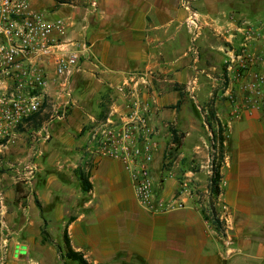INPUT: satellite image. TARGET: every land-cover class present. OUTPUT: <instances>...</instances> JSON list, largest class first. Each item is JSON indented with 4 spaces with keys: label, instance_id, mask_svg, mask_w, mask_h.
<instances>
[{
    "label": "crops",
    "instance_id": "obj_1",
    "mask_svg": "<svg viewBox=\"0 0 264 264\" xmlns=\"http://www.w3.org/2000/svg\"><path fill=\"white\" fill-rule=\"evenodd\" d=\"M249 1L254 0H94V5L88 0L68 6L51 2L49 18L65 19V47L81 51L80 64L69 78L64 118L52 117V108L46 106L22 125L33 133L34 154L56 157L57 174L27 182L36 188L34 203H40L45 233L15 243L13 250L0 249L7 264H77L61 255L64 233L87 264H264V100L254 104L224 64L228 51H245L263 60L248 71L264 74V24L250 19L259 10ZM191 12L203 25L197 31L189 24ZM229 22L245 30L231 42L211 30L212 23ZM195 32L197 59L188 52ZM46 68L49 94L56 98L51 58ZM138 74L148 81L150 119L157 128L155 182L165 163V147L172 144V130L180 141L178 147L173 143V173L161 171L164 176L156 182L165 197L177 193L185 177L196 190L208 192L211 156L206 140L212 129L199 111L210 109L220 122L224 156L215 200L221 208L215 214L202 208L196 191L181 208L151 213L137 202L123 165L95 155L93 131L111 113L124 111L115 87ZM229 90L237 96L234 104L223 98ZM210 126L216 130L214 121ZM17 135L19 142L23 134ZM48 139L52 145L44 144ZM16 151H22L20 145ZM82 180L89 184L87 191ZM20 245L26 247L21 259L15 258Z\"/></svg>",
    "mask_w": 264,
    "mask_h": 264
},
{
    "label": "built area",
    "instance_id": "obj_2",
    "mask_svg": "<svg viewBox=\"0 0 264 264\" xmlns=\"http://www.w3.org/2000/svg\"><path fill=\"white\" fill-rule=\"evenodd\" d=\"M189 24L195 31L203 26L195 12H191ZM67 26L63 18H49L48 10L38 9L35 0H0V146L15 139L16 130L46 106L52 108V117L64 118L69 104L65 97L69 98L71 93L69 78L79 69L81 57L80 50L65 47ZM211 30L227 42H231L235 34L245 31L230 22L226 25L212 23ZM195 40L196 32L188 52L197 59ZM84 49L85 45H82L81 50ZM226 54V70L233 72V78L243 83L242 88L248 92L251 101L256 104L259 99L264 100V75L257 70L248 71L258 65L260 58L245 51H228ZM49 58L56 75L53 81L59 89L56 98L48 89L50 78L46 62ZM147 84L146 76L138 74L116 86L123 99L124 111L111 113L93 131L92 139L97 157L114 159L123 165L139 205L151 213H163L183 207L196 188L192 180L185 177L179 182L177 193L167 198L154 180L152 163L158 143L146 98ZM190 92H193L192 88ZM224 97L229 104L237 102L233 90L227 91ZM205 115L207 113H204V122ZM174 148L173 143L166 146L164 164L169 163V153ZM5 263L6 256L2 253L0 264Z\"/></svg>",
    "mask_w": 264,
    "mask_h": 264
},
{
    "label": "rangeland",
    "instance_id": "obj_3",
    "mask_svg": "<svg viewBox=\"0 0 264 264\" xmlns=\"http://www.w3.org/2000/svg\"><path fill=\"white\" fill-rule=\"evenodd\" d=\"M51 2L54 4V6H58L60 4H65L68 6V4H72V3L84 5L87 4L88 0H38V3H36V7L41 10L44 9L48 10L49 8H51L50 7ZM248 3L255 5L256 8L259 10V12L249 15L250 19H252L253 21L257 19L259 20L258 23L264 24V0H254V1H249ZM256 57L259 58L258 56ZM262 62H263L262 59L259 60L258 65L259 63ZM223 98L226 100V97L223 96ZM199 113H202V120L204 121L203 110L201 109ZM26 127L27 126H20L16 130V138L8 142H3V145L0 146V249L1 250L4 249L3 247H5V249L9 248L10 250H13L15 243L22 244L25 243L27 239L37 240L41 238L40 232L46 228V223L42 225V221L39 217L40 214L42 213L41 209L37 208L36 204L34 203V198L37 197L36 188L35 187L31 188V185L28 184L27 182L28 181L32 182L34 180H37V182H41L44 181L46 177L49 176L51 177L57 174V166L55 165L56 157H49L48 155H44V153L34 154L32 150H35L36 147L33 146L34 144H32V142L30 141L33 133L31 130L26 129ZM20 128L22 129L19 132L23 135L22 137H20L21 140L18 142L17 139L19 137L17 134L19 133L18 130ZM156 131L157 128L155 127L154 132ZM168 131L169 128L166 127L164 132H168ZM215 134H218L217 130H215ZM38 141H35V143ZM213 141H214V146H216L217 148L218 147L217 138L214 139ZM206 143L208 145L209 154L211 156L213 150L211 148L212 140L210 136L207 137ZM44 144L52 145L50 139L46 140ZM19 145L20 148H22V151H16ZM173 156H174V149L171 150V152L169 153V163L162 164L161 167L157 170L155 175L157 183H159L164 176V174L161 173V171L164 173L169 172L170 175L171 173H173L171 171L173 166L172 165ZM37 162L40 165H37V167H35L34 169L29 167L30 165L36 164ZM209 169H211V166L209 167ZM195 191L199 198L198 202L200 203L202 208L207 209L211 212V209L208 207V200L210 193L208 194L202 193L200 190H195ZM204 194H207L206 195L207 198L203 197ZM29 201H32V204ZM213 208H214L213 210L215 211L217 208L220 209L221 207L216 205V203L214 202ZM50 226L52 228V232L55 231L56 223H52ZM7 232L8 235L6 234ZM51 237L54 236H49L48 238L50 239ZM1 250H0V255L2 254ZM20 251H23L22 255L26 254L25 249L20 248ZM20 251L18 250L16 251L15 258L16 256H19L22 253ZM13 258L11 260H13ZM18 258L21 259L23 258V256H20ZM18 262L20 264H30L27 261L26 262L18 261Z\"/></svg>",
    "mask_w": 264,
    "mask_h": 264
},
{
    "label": "trees",
    "instance_id": "obj_4",
    "mask_svg": "<svg viewBox=\"0 0 264 264\" xmlns=\"http://www.w3.org/2000/svg\"><path fill=\"white\" fill-rule=\"evenodd\" d=\"M178 104H179V101H178ZM210 120L215 122L216 130H217L218 134H215V131L210 126ZM205 123L210 129H212L211 130V134H212L211 140H212L213 144L211 145V148L213 150V153L211 155V163H210L211 174L208 178V189H209V193H210L209 194L210 195L209 200H208V207L211 209V212L213 214H215V211L213 210L214 209L213 204H214L216 198L218 197V195L220 194V188H219V182L221 179L220 166H221V162H222L223 156H224V151H223L224 137L222 134L223 131H222L220 122H218L214 113L210 109L208 110L207 115H205ZM171 138H172L171 142L174 143L176 145V147H178V145L180 143L179 137L176 135L175 131H173V130L171 131ZM216 138L218 140V147L217 148H216V146H214V141H213ZM88 188H89L88 182L86 180H82V189L84 191H87ZM35 204H36L37 208L41 209V206L37 200H35ZM212 221L214 222L216 227H219L220 224L216 218L213 217ZM43 233H45L44 230H43ZM63 241H64L63 253H62L60 248H58V250L60 251V254L62 253L61 255L64 259H66L68 261H75V262H77V264H87V262L84 260V258L82 257V255L79 252H75L74 250H72V248L70 247L69 240H68L66 233H64Z\"/></svg>",
    "mask_w": 264,
    "mask_h": 264
},
{
    "label": "water",
    "instance_id": "obj_5",
    "mask_svg": "<svg viewBox=\"0 0 264 264\" xmlns=\"http://www.w3.org/2000/svg\"><path fill=\"white\" fill-rule=\"evenodd\" d=\"M20 248H21V249H26L25 246L20 245V246H18V251H20ZM20 252H22V253L20 254V256H23V255H22V254H23V251H20ZM24 253H25V252H24Z\"/></svg>",
    "mask_w": 264,
    "mask_h": 264
}]
</instances>
